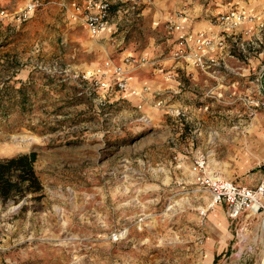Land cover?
Here are the masks:
<instances>
[{
    "label": "rangeland",
    "instance_id": "374dc122",
    "mask_svg": "<svg viewBox=\"0 0 264 264\" xmlns=\"http://www.w3.org/2000/svg\"><path fill=\"white\" fill-rule=\"evenodd\" d=\"M27 1L0 0V157L35 151L44 196L0 204V264H264L263 209L230 218L192 170L264 183V0H108L98 35L75 9L88 0L24 16ZM231 10L245 20L223 23ZM185 15L245 27L233 88L153 91L151 59L177 48L165 24Z\"/></svg>",
    "mask_w": 264,
    "mask_h": 264
},
{
    "label": "built area",
    "instance_id": "2783aa9c",
    "mask_svg": "<svg viewBox=\"0 0 264 264\" xmlns=\"http://www.w3.org/2000/svg\"><path fill=\"white\" fill-rule=\"evenodd\" d=\"M36 2L28 0L22 15H26L35 8ZM75 9L80 13L85 26L92 35H98L104 30L110 16V3L108 0H88ZM243 12L231 10L226 14H221L219 19L233 27L245 20ZM169 31L179 33L177 48L173 51L174 58H180L194 67L208 69L211 65H216L217 60L211 53L216 48L225 46L223 37L215 34H207L203 31L196 33L185 30L179 21H169L165 24ZM121 70V68H118ZM121 73V72H120ZM120 88L126 87L123 77L117 81ZM192 170L196 181L206 188L211 196V206L223 204L230 218L238 217L242 212L251 210L256 206V212L264 211V183L256 187L242 185L234 180L227 179L217 174H212L207 170V162L203 157H198L193 163Z\"/></svg>",
    "mask_w": 264,
    "mask_h": 264
},
{
    "label": "crops",
    "instance_id": "0c3cea01",
    "mask_svg": "<svg viewBox=\"0 0 264 264\" xmlns=\"http://www.w3.org/2000/svg\"><path fill=\"white\" fill-rule=\"evenodd\" d=\"M178 21L183 25L185 30H188L192 33L204 31L208 34H213L216 33L220 28L221 30H219V32L221 33V37H223L225 40V46L222 48H216L211 53V55L216 58L217 65H214L205 70L194 67L180 58H160L158 57V54H154L150 62L152 72H150L151 78L149 80L151 82V86L153 87V91H155L156 93L157 91H159L157 90V87L159 85H162V88L165 89L166 92H169L171 94L177 93L183 87V79L186 78L201 90H211L213 92H216L233 88L230 83H227V81H225L224 69L225 67H228L231 70L235 71V66L232 65V63L234 61L233 59L236 60V58L229 51L230 42L233 41L237 43V45L240 44L242 46L245 39H249L250 37L244 36L245 27L243 26V24L234 28L222 27L221 23H212L209 20L194 21L193 18L186 15L182 16ZM108 26L109 20L107 21V24L102 32H105ZM168 34L171 35V39H169V41L173 46L172 49H174L177 46L179 33L177 31H170L168 32ZM161 98L164 101L167 100L166 97ZM259 146H264V136L260 137V139L258 140L257 147ZM207 170L212 174H217L227 179L234 180L223 176L220 172L210 167L209 162H207ZM247 183V180L244 182H239V184L250 186Z\"/></svg>",
    "mask_w": 264,
    "mask_h": 264
},
{
    "label": "trees",
    "instance_id": "16d2710c",
    "mask_svg": "<svg viewBox=\"0 0 264 264\" xmlns=\"http://www.w3.org/2000/svg\"><path fill=\"white\" fill-rule=\"evenodd\" d=\"M36 152L19 153L0 157V204H18L25 207V200H40L42 182L34 168ZM262 167V165L260 166Z\"/></svg>",
    "mask_w": 264,
    "mask_h": 264
},
{
    "label": "bare ground",
    "instance_id": "6f19581e",
    "mask_svg": "<svg viewBox=\"0 0 264 264\" xmlns=\"http://www.w3.org/2000/svg\"><path fill=\"white\" fill-rule=\"evenodd\" d=\"M251 212H256V206H253L252 208H251V210H250ZM263 225V224H262ZM263 228V227H262ZM263 234H264V232H263ZM262 256H264V248H263V251H262ZM258 264H263V261L262 262H260V263H258Z\"/></svg>",
    "mask_w": 264,
    "mask_h": 264
}]
</instances>
